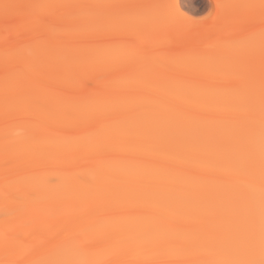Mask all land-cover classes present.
<instances>
[{
    "label": "bare ground",
    "instance_id": "bare-ground-1",
    "mask_svg": "<svg viewBox=\"0 0 264 264\" xmlns=\"http://www.w3.org/2000/svg\"><path fill=\"white\" fill-rule=\"evenodd\" d=\"M215 1L193 28L177 0H0V264H196L245 244L262 0ZM5 4L64 7L6 25Z\"/></svg>",
    "mask_w": 264,
    "mask_h": 264
},
{
    "label": "rangeland",
    "instance_id": "rangeland-1",
    "mask_svg": "<svg viewBox=\"0 0 264 264\" xmlns=\"http://www.w3.org/2000/svg\"><path fill=\"white\" fill-rule=\"evenodd\" d=\"M178 7L193 19V28L201 25L205 26L214 21L217 17V8L215 0H177ZM264 145V137L260 142ZM261 170H264V162L260 165ZM264 172V171H263ZM261 184H264V173L261 177ZM253 212H248L245 216L247 227L239 236L245 244L243 246H231L227 250L216 249L211 253L213 259H236L250 260L255 263L260 262L264 258V199ZM255 211V212H254ZM237 230V226L232 227Z\"/></svg>",
    "mask_w": 264,
    "mask_h": 264
},
{
    "label": "snow or ice",
    "instance_id": "snow-or-ice-1",
    "mask_svg": "<svg viewBox=\"0 0 264 264\" xmlns=\"http://www.w3.org/2000/svg\"><path fill=\"white\" fill-rule=\"evenodd\" d=\"M5 9V23L7 25L8 21L11 19L8 13V9L15 8H31V9H56L60 7H64L62 5H7L4 6ZM154 7H166L169 9H173L175 6L173 5H164V6H154ZM222 7V6H218ZM254 7V6H253ZM262 17H264V0L260 5ZM23 22L29 28L33 26H47L52 23L50 18V14H30L29 16L22 17ZM264 22V20H262ZM262 35H264V29L261 30ZM87 34V31H85ZM15 43H19V41H14ZM262 50H264V43H262ZM262 105H264V96H262ZM262 124H264V111H262ZM262 157H264V150H262ZM37 264H77V262L72 261H54V262H37ZM89 264H113V261L110 259L92 261ZM196 264H255L254 261L250 260H236V259H213V260H204L198 261ZM259 264H264V258H262Z\"/></svg>",
    "mask_w": 264,
    "mask_h": 264
}]
</instances>
